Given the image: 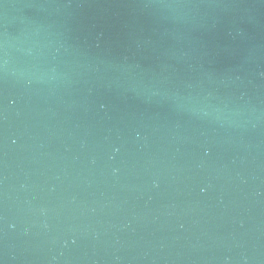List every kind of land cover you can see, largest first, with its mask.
I'll use <instances>...</instances> for the list:
<instances>
[{
  "label": "water",
  "instance_id": "95a60500",
  "mask_svg": "<svg viewBox=\"0 0 264 264\" xmlns=\"http://www.w3.org/2000/svg\"><path fill=\"white\" fill-rule=\"evenodd\" d=\"M0 264H264V0H0Z\"/></svg>",
  "mask_w": 264,
  "mask_h": 264
}]
</instances>
